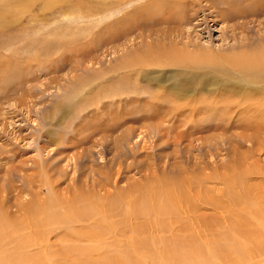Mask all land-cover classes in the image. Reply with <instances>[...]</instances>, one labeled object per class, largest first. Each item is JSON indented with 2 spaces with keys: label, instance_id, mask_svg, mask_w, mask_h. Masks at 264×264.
<instances>
[{
  "label": "rangeland",
  "instance_id": "374dc122",
  "mask_svg": "<svg viewBox=\"0 0 264 264\" xmlns=\"http://www.w3.org/2000/svg\"><path fill=\"white\" fill-rule=\"evenodd\" d=\"M263 55L264 0H0V225L14 218L0 232L25 252L48 239L42 218L62 223L76 199L77 209L122 208L153 179L247 175L264 200V115L249 112L264 100ZM39 199L49 214L35 223L25 210ZM202 212L225 230L224 215ZM251 260L264 264V254Z\"/></svg>",
  "mask_w": 264,
  "mask_h": 264
},
{
  "label": "bare ground",
  "instance_id": "6f19581e",
  "mask_svg": "<svg viewBox=\"0 0 264 264\" xmlns=\"http://www.w3.org/2000/svg\"><path fill=\"white\" fill-rule=\"evenodd\" d=\"M249 60L252 59L249 58ZM261 60L262 62L259 61L260 63L256 60L258 64L255 65V68L264 70V58ZM242 65L234 62L230 66L233 70L241 72V74H250L253 70L251 65L248 68H243L244 66ZM192 71H196V69L192 68ZM253 74L255 79L258 77L259 79L262 78L259 72L253 71ZM243 107L239 108V110H242ZM175 110L178 109L175 107ZM256 110L259 115H264V100L255 104V109L249 110V112H255ZM249 173L251 175V172ZM259 173H263V171ZM229 175H221L218 178L208 176L204 179L188 177V182H185L187 181L186 178L181 176L173 180V183L177 181L180 185L168 184L163 180L153 179L155 181L151 182L150 185L148 184L149 187L147 185L144 191L139 192L135 189L136 191L128 192V196H122L121 203L124 205L122 208L117 207L116 202L107 203L106 201L102 204L94 202L95 204H92L94 207L91 209L86 206L83 209H77L79 201L76 199L73 201L74 205L68 206L70 209L75 210L70 215L63 216L65 220L62 223L58 222V220H51L48 216H46L48 220L42 218L44 219L42 221L40 217L46 215L48 208L43 203H39L41 202L39 199L35 203H29L28 205L33 206H29L28 210H25V213L26 217L28 219L33 218L35 223L38 220L42 221L40 229L47 232H44L43 235L48 237V239L44 242L33 239L28 245H23L27 251L21 252L19 250L21 249V241H14L15 233L1 231L0 264H28V262L29 264H41L38 262L41 256H44V259H46L50 258L51 255L54 259H60L59 264H78L76 263L77 259H82L81 262L83 264L246 263L248 260H253L256 254H264V209L255 208L256 205L261 206L260 204L264 200H261L262 197L256 193L257 189L255 190L254 187L251 188L245 185L247 182L244 183V180L247 178V175L241 174L243 176L239 177L233 173L231 175L234 176ZM243 177H245L244 180ZM189 180H192V182ZM215 180L221 183V186H225L226 190L216 188L215 193L211 189L213 184L208 188L207 184ZM183 183L186 184L181 185ZM239 188L241 192L240 197H237L239 194L237 196L235 194L234 196L233 192H236ZM233 189L235 190L233 191ZM208 193H215L217 195L211 196V198L207 197ZM54 206L56 208V205ZM115 206L120 211H124L121 214V219H117L116 221L111 219V215L114 216L112 210H114L113 207ZM202 209H211L215 214L224 215L226 222H228L225 230L220 227L221 220L218 221L216 219V222L220 223V226H218L214 218L212 219L215 224L209 227L207 221H205L206 219L203 220V215H199ZM47 214L49 213L47 212ZM10 219L6 224L1 223L0 228L14 229L12 225L14 218ZM186 221L189 222L187 223ZM203 221H205V225L207 226L202 224L204 223ZM74 222L75 224H80L79 227H76L75 224V226L72 225ZM64 224L67 226L72 225L70 230ZM62 228H65L64 234L52 242L49 237L50 232ZM190 230L193 232H190ZM143 231H146L145 233L149 232L151 238L142 237ZM208 233L210 234L209 237ZM153 234H155L154 237ZM166 234L168 237L164 238L163 236H166ZM82 243H86V245H81ZM55 246L59 247L62 252L58 254L57 249H54ZM249 253L251 254L250 256ZM95 254H98L99 261L88 263L87 261H90V257Z\"/></svg>",
  "mask_w": 264,
  "mask_h": 264
}]
</instances>
